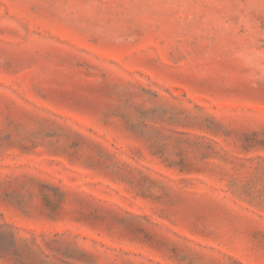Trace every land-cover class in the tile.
Here are the masks:
<instances>
[{"label": "rangeland", "instance_id": "rangeland-1", "mask_svg": "<svg viewBox=\"0 0 264 264\" xmlns=\"http://www.w3.org/2000/svg\"><path fill=\"white\" fill-rule=\"evenodd\" d=\"M0 264H264V0H0Z\"/></svg>", "mask_w": 264, "mask_h": 264}]
</instances>
